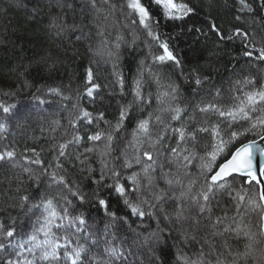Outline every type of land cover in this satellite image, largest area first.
Listing matches in <instances>:
<instances>
[{
  "label": "snow or ice",
  "instance_id": "6c2138e0",
  "mask_svg": "<svg viewBox=\"0 0 264 264\" xmlns=\"http://www.w3.org/2000/svg\"><path fill=\"white\" fill-rule=\"evenodd\" d=\"M125 2L130 23L123 27L130 29L131 41L119 28L110 27L107 23L114 9L110 0H89L97 14V47L89 50L94 56L106 58L105 62L111 63L112 75L121 89V95L125 94V76L119 64L122 47L133 48L142 32L148 56L138 62L132 79L133 99L121 105L115 124L105 120L103 112L96 115L95 119L104 121L106 128L99 129L97 125L98 130L87 135L90 145L76 156V160L84 165L90 158L85 153L96 155L101 166L100 178L94 179L93 183L99 184L105 180L106 174H110L115 179L107 187L114 189L122 198L131 215L138 216L141 221L146 217L152 218L156 221V228L147 235L136 232L129 243L127 237H120L117 227L118 221L127 224V217H117L116 213L108 211V201L99 198L98 194V206L105 210L109 218L103 228L90 224L82 212L75 211L76 201L81 205L86 202L85 194L79 185L69 182L61 159L67 157L69 145L79 144L83 139L81 135L73 134L71 139L52 145L56 153L53 157L55 164L50 162L48 167L44 166L35 149H25V154L21 155L22 163L16 160L15 149L0 151V163L7 162L13 169L21 168L29 179L38 181L39 177L32 175L34 169L28 167L36 165L48 178L47 187L37 198L19 196V207L26 210L28 216L26 229H5L0 225V264H156L157 249L163 251L162 246L172 237L173 228L169 225L175 226L183 245L193 249L191 254H187L178 247L177 264H249V261L264 264V179L257 178H264V166L257 171L253 165L256 152L264 158V82L258 83L255 77L245 75L233 81L229 104L219 102L222 96L221 90L217 89L213 100L182 105L178 85L165 72L170 64L177 68H182V64L167 40L155 30L159 21L154 26L151 10L142 0ZM240 2L244 3V0ZM151 3L158 6L163 17L169 20H181L194 11L188 4L175 0H151ZM105 5L109 7L105 8ZM10 7H18V2L0 7V17H7ZM244 7L252 11L251 5L244 4ZM259 8L264 13V0H259ZM261 23H264V15L261 16ZM50 27L56 29L55 35L59 37L66 26L53 19ZM211 31L221 42H235L236 38H241L242 55L249 58L246 62H264V41L259 44L254 42V33L236 28L225 36L215 24H212ZM41 62L47 65V72L57 67V61L50 57L42 58ZM29 67H25L24 71L27 72ZM9 71L15 72L16 69ZM19 75L23 76V73ZM193 77L197 91L209 79L207 76L201 78L196 72ZM93 80L94 74L89 67L86 77L89 97L101 87ZM23 87H30L27 80ZM146 87L149 88L147 92ZM153 87L154 91L151 90ZM48 92L63 96L59 89L52 88ZM36 99L40 104L45 103L39 97ZM153 100L155 108H152ZM14 107L0 104L4 114H9ZM78 107V103L72 105L73 109ZM134 108L140 113L146 112V115L136 119L119 156H114L117 134L125 130V121ZM197 112L202 120H197ZM210 116H216L218 120L212 122ZM78 120H85L91 125L94 123L93 113L79 108L75 118L69 120L73 129L77 127ZM222 123L227 125V138L221 135ZM234 125H239V128L234 129ZM6 130V125L0 123V132ZM249 134L253 138L244 142L241 138L246 139ZM202 137H207L203 143ZM29 151L31 158L26 155ZM117 160L122 161L120 167L124 169L138 168L126 178L130 187L120 183ZM193 167L197 169L195 174L191 171ZM80 170L83 172L85 168ZM87 171L91 173L93 169L88 167ZM238 176L246 177L245 183L255 182L259 186L258 192L249 194L243 188L236 189L231 180ZM19 191L17 188L16 192ZM224 191H228L235 202V213L231 217L227 212L213 217L211 202L218 192ZM233 192L235 195H232ZM132 193H135L134 200L130 198ZM4 195L7 196L8 192ZM169 201L175 202L171 211L165 207ZM242 206L244 211H241ZM249 212L257 213L255 224L250 218L245 222ZM162 222L166 224L162 226ZM242 238L246 242L241 251L234 248L230 240ZM145 249L152 253L147 262L144 259Z\"/></svg>",
  "mask_w": 264,
  "mask_h": 264
},
{
  "label": "trees",
  "instance_id": "16d2710c",
  "mask_svg": "<svg viewBox=\"0 0 264 264\" xmlns=\"http://www.w3.org/2000/svg\"><path fill=\"white\" fill-rule=\"evenodd\" d=\"M17 2L18 7H10L7 17H0V104L15 105L9 114H4L0 109V123H4L7 129L0 132V151L15 149L16 160L22 163L21 155L25 154V149H35L40 154L44 166L48 167L50 162L55 164L53 157L56 153L52 145L71 139L73 134L81 135L83 137L81 142L69 145L67 157L61 158L64 168L67 169L69 182H75L85 194L86 202L81 205L76 201L75 211L82 212L90 224L103 228V224L109 218L105 215V210L98 206V194L99 198L108 201V211L116 213L117 217H127V224L121 221L117 223L121 238L127 237L131 243L136 232L147 235L156 228V221L148 217L141 221L138 216L131 215L122 198L114 189L107 187L113 183L114 177L106 174L104 181L99 184L93 183L94 179L100 178L101 166L98 157L85 153L90 158L84 165L76 160V156L90 145L87 135L97 131V125L99 129L106 128L104 121L95 119L96 115L103 112L104 119L115 124L121 105H126L133 99L130 87L132 79L138 62L148 56V49L143 43V33H139V40L133 48L125 45L121 49L119 64L125 76V94L121 95V89L112 75L111 63H106V58L94 56L89 50L90 48L95 50L97 47L95 27L97 14L91 8L89 0H0V7ZM142 2L150 8L154 26L156 21H159V26L155 30L161 33L162 39L167 40L171 50L181 61L182 68L170 64L165 68V72L178 85L182 105L213 100L217 89L221 90L222 96L219 102L229 104L233 95L231 91L233 81L245 75L255 77L258 83L264 82V62H246L249 58L242 55L244 48L241 38H236L235 42H221L216 33L211 31L212 24H215L225 36L240 28L254 33L253 40L257 44L264 41V24L261 23V16L264 13L259 8V0H244V3L240 0H175L194 9L193 13L181 20L164 18L162 10L152 4L151 0ZM110 3L114 9L107 23L110 27L114 25L119 28L126 39L131 41L132 36L128 34L130 29L123 27L124 24L130 23L125 0H110ZM244 4L251 5L252 11L245 8ZM53 19L66 26L64 33L59 37L55 35L56 29L50 27ZM196 29L201 31L197 32ZM44 57L57 61L54 71H45L47 65L41 62ZM29 65L31 67L25 72V67ZM89 67L94 74L93 82L101 86L92 97L86 92ZM9 69L16 71L12 72ZM194 72L199 73L201 78L209 77L198 91L194 84ZM20 73H23V76H20ZM25 80L30 87H23ZM52 88L59 89L63 96L49 94L48 90ZM148 90L146 87L145 92ZM151 90L154 91V87ZM36 97L43 99L45 103L40 104ZM74 103H78L77 109L72 108ZM79 108L93 113L94 123L89 125L85 120H78L77 127L73 129L69 120L75 118ZM152 108H155L154 100ZM189 111L192 109L189 108ZM142 115H146V112L140 113L133 109L130 118L125 121V130L117 134L114 156H119L120 149L134 127L136 119ZM196 118L203 119L199 112L196 113ZM209 119L215 122L218 117L210 116ZM53 128L56 130L52 131ZM220 128L221 135H225L228 131L226 123H222ZM237 128L239 125H234V129ZM252 138L253 135L249 134L246 139L243 137L241 139L247 142ZM206 139L207 137H202L201 142H205ZM26 155L31 158V151ZM121 163V160L116 161L121 174L120 183L130 187L126 178L138 168L134 166L132 169H124L120 167ZM28 167L34 169L32 175L38 176V181L29 179L21 168L13 169L7 162L0 163V225L5 229L9 227H15L17 230L26 229L29 223L28 216L25 214L26 210L19 207V196L29 195L35 199L47 187L48 178L43 175V170L36 165ZM82 167L85 168L83 172L80 170ZM88 167L93 169L91 173L87 171ZM191 171L197 173L195 167ZM21 180L23 183H20ZM160 183L162 184V181ZM231 183L236 189L248 190L249 194L258 192L254 184L246 185L240 178L236 177ZM17 188L20 189L19 193L16 192ZM5 192H8L7 196L4 195ZM130 198L134 200L135 193L130 194ZM174 203L169 201L165 207L171 211ZM234 205L235 202L228 191L218 192L211 202L213 217L223 216L225 212L229 217L233 216ZM241 211H244L243 206ZM249 218L255 224L257 213L249 212L245 216V222ZM165 224L166 222H162V226ZM169 227L173 228L172 237L162 246L163 251L157 249L156 264H177L178 247L183 248L187 254H191L193 250L185 247L179 240L175 226ZM245 242L243 238L230 240L234 248L241 251ZM144 252V259L147 262L152 258V253L147 249ZM249 264L253 262L249 261Z\"/></svg>",
  "mask_w": 264,
  "mask_h": 264
},
{
  "label": "water",
  "instance_id": "95a60500",
  "mask_svg": "<svg viewBox=\"0 0 264 264\" xmlns=\"http://www.w3.org/2000/svg\"><path fill=\"white\" fill-rule=\"evenodd\" d=\"M264 24V23H263ZM259 141V139H258ZM253 165H254V168L258 171L259 168L261 166H264V158L261 157L260 153L259 152H256L255 156H254V159H253ZM239 177V176H238ZM239 178H242V179H245L246 180V177H239ZM258 179H264V178H261V177H257ZM255 184V182H253ZM248 184V183H246ZM256 185V184H255ZM257 188L259 189V186L256 185Z\"/></svg>",
  "mask_w": 264,
  "mask_h": 264
},
{
  "label": "bare ground",
  "instance_id": "6f19581e",
  "mask_svg": "<svg viewBox=\"0 0 264 264\" xmlns=\"http://www.w3.org/2000/svg\"><path fill=\"white\" fill-rule=\"evenodd\" d=\"M259 139V138H258ZM257 139V140H258ZM237 178H239V177H237ZM240 179H242V178H240ZM242 180H244L245 181V179H242ZM246 184V183H245ZM252 184H254V183H252ZM246 185H249V184H246ZM255 185V184H254ZM256 186V185H255ZM257 187V186H256ZM258 189V188H257Z\"/></svg>",
  "mask_w": 264,
  "mask_h": 264
}]
</instances>
